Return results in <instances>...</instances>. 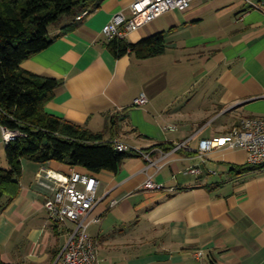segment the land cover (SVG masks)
<instances>
[{
  "label": "crops",
  "instance_id": "1",
  "mask_svg": "<svg viewBox=\"0 0 264 264\" xmlns=\"http://www.w3.org/2000/svg\"><path fill=\"white\" fill-rule=\"evenodd\" d=\"M132 1L106 0L22 68L63 82L46 106L51 115L102 132L110 116L124 113L114 141L151 152L160 169L135 152L118 173L23 160L20 194L0 202L2 260L12 263L3 248L17 245L24 264H53L64 247L73 224L51 226L44 207L51 194L38 182V174L53 170L91 173L99 196L109 194L93 213L102 222L89 228L100 264H264V171L248 166L244 150L217 149L205 163L198 153L201 141L226 139L242 119L264 118V0H198L180 11L182 18L155 25L163 15L127 38L136 44L163 33L165 54L117 59L103 28L118 13L129 17ZM60 32L51 29L52 36ZM172 70L195 80L193 89L175 93L185 100L177 108L169 93ZM142 94L149 102L137 107ZM183 143L186 149L174 151ZM7 164L0 152V166ZM192 167L201 174H187ZM148 176L163 189L145 190ZM113 199L119 204L110 208Z\"/></svg>",
  "mask_w": 264,
  "mask_h": 264
},
{
  "label": "trees",
  "instance_id": "2",
  "mask_svg": "<svg viewBox=\"0 0 264 264\" xmlns=\"http://www.w3.org/2000/svg\"><path fill=\"white\" fill-rule=\"evenodd\" d=\"M105 1L0 0V126L25 135L6 146L9 167L0 168V202L5 197L11 202L20 194L23 160L38 164L55 161L99 174L118 173L124 161L134 155L119 152L113 144L114 132L126 118L124 113L122 117L110 116L102 132L51 115L46 106L63 82L22 68L24 62L79 27L83 21L77 20L79 15L98 10ZM56 27H61V32L52 36L51 29ZM107 47L117 59L128 54L149 59L165 54L167 43L160 33L136 44L115 39ZM109 132L112 139L106 140ZM0 264H6L1 246Z\"/></svg>",
  "mask_w": 264,
  "mask_h": 264
},
{
  "label": "built area",
  "instance_id": "3",
  "mask_svg": "<svg viewBox=\"0 0 264 264\" xmlns=\"http://www.w3.org/2000/svg\"><path fill=\"white\" fill-rule=\"evenodd\" d=\"M198 0H133L130 5L129 17L118 13L104 26L103 34L109 41L119 39L127 40L134 32L153 23L159 17L174 11L184 12L192 7ZM259 9L258 5L252 4ZM90 12L85 11L78 16L82 21ZM149 102L147 96L142 94L135 100V106L143 107ZM167 130L177 132V126H168ZM2 139L5 146L19 137L25 136L20 131H12L1 127ZM114 147L119 152H135L149 162V166L160 169L159 161H153L152 153L134 148L126 143L113 141ZM244 150L248 154V166L264 171V118H244L223 140H203L200 143L198 153L203 158L217 149ZM186 149V143L177 144L174 151ZM193 151V150H192ZM187 174L198 175L201 170L192 167ZM39 185L50 192L46 198L44 207L50 219L56 224L72 223L67 231V239L64 247L59 252L53 264H100L98 256V244L90 235L89 228L93 224H100L103 216L93 213L96 208L106 201L109 194L99 196V179L91 173L72 171L65 175L53 170H43L38 174ZM163 185L153 181V176L143 185L145 190H162ZM119 204L118 199L110 201V208ZM202 256V254H200Z\"/></svg>",
  "mask_w": 264,
  "mask_h": 264
},
{
  "label": "rangeland",
  "instance_id": "4",
  "mask_svg": "<svg viewBox=\"0 0 264 264\" xmlns=\"http://www.w3.org/2000/svg\"><path fill=\"white\" fill-rule=\"evenodd\" d=\"M177 15L178 17H181L182 18V13L180 11H176L174 14H168V15H165V17L161 18L160 20L157 21V23H155V25H159V24H162L164 22L168 20H171L172 17H174V15ZM152 29V26H148L144 29V31L146 30H151ZM152 33V32H151ZM166 74V73H165ZM193 74H180L178 75L177 72H174L173 70L170 72V84L172 85V89L171 91L169 92L170 93V99L171 101H173L174 103H176L174 105L175 108H177L178 106L177 105H180V103H184L185 100L182 99V98H179L177 95H175V93L177 92V90H179L180 88L182 89L183 87H188V88H194V85H195V80H193ZM174 79H176L175 82ZM173 80V81H172ZM174 88V89H173ZM169 99V100H170ZM181 99V100H180ZM180 100V101H179ZM0 152L4 154L6 160H7V155H6V146L3 142H1V146H0ZM5 166H0V168H3V169H8L7 167H9V163L7 164V167L4 168ZM50 223H51V226H55L57 224H55L51 219H50ZM65 241V233L64 235H59L56 237V246L59 244H63V242ZM8 248H3V253L7 255H9V259H11L13 262L12 263H7L5 262L6 264H24V257H25V254H24V250L20 249L17 245L15 246V250L14 249H11L10 247V250ZM1 252H2V249H1Z\"/></svg>",
  "mask_w": 264,
  "mask_h": 264
}]
</instances>
